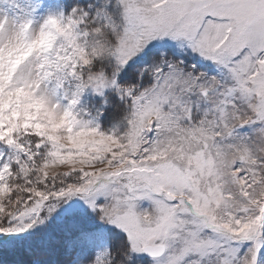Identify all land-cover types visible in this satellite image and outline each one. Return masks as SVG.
I'll list each match as a JSON object with an SVG mask.
<instances>
[{
	"label": "snow or ice",
	"instance_id": "obj_1",
	"mask_svg": "<svg viewBox=\"0 0 264 264\" xmlns=\"http://www.w3.org/2000/svg\"><path fill=\"white\" fill-rule=\"evenodd\" d=\"M0 264H264V0H0Z\"/></svg>",
	"mask_w": 264,
	"mask_h": 264
}]
</instances>
